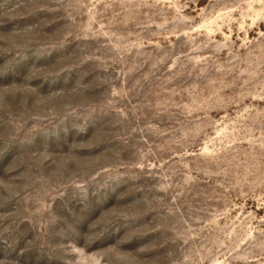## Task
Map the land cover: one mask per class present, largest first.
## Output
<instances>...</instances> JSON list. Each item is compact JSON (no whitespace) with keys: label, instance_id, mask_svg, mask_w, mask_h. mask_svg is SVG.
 Returning a JSON list of instances; mask_svg holds the SVG:
<instances>
[{"label":"rangeland","instance_id":"1","mask_svg":"<svg viewBox=\"0 0 264 264\" xmlns=\"http://www.w3.org/2000/svg\"><path fill=\"white\" fill-rule=\"evenodd\" d=\"M0 264H264V0H0Z\"/></svg>","mask_w":264,"mask_h":264}]
</instances>
